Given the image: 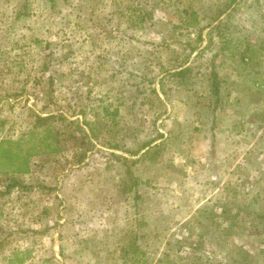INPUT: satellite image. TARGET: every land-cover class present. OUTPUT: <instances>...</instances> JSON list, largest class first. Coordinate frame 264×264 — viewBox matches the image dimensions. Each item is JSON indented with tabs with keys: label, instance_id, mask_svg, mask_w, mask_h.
<instances>
[{
	"label": "rangeland",
	"instance_id": "1",
	"mask_svg": "<svg viewBox=\"0 0 264 264\" xmlns=\"http://www.w3.org/2000/svg\"><path fill=\"white\" fill-rule=\"evenodd\" d=\"M0 264H264V0H0Z\"/></svg>",
	"mask_w": 264,
	"mask_h": 264
},
{
	"label": "trees",
	"instance_id": "2",
	"mask_svg": "<svg viewBox=\"0 0 264 264\" xmlns=\"http://www.w3.org/2000/svg\"><path fill=\"white\" fill-rule=\"evenodd\" d=\"M186 71H187V68L177 71L176 74H183V73H185ZM213 88H214V87H213ZM149 144H150V142L144 144V145L141 147L140 150L144 149V148H145L146 146H148ZM155 146H156V145L153 144L151 147L153 148V147H155ZM149 147H150V146H149ZM149 147H148L146 150H144V151L141 153V155L146 156L147 153H148V151H149ZM140 150H139V151H140Z\"/></svg>",
	"mask_w": 264,
	"mask_h": 264
}]
</instances>
